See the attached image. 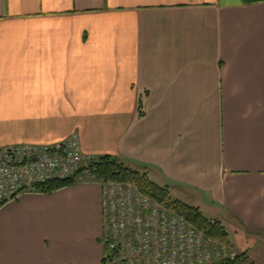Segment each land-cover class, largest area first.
Instances as JSON below:
<instances>
[{
  "label": "crops",
  "instance_id": "1",
  "mask_svg": "<svg viewBox=\"0 0 264 264\" xmlns=\"http://www.w3.org/2000/svg\"><path fill=\"white\" fill-rule=\"evenodd\" d=\"M74 135L264 264V0H0V148ZM102 237L98 183L0 208V264H104Z\"/></svg>",
  "mask_w": 264,
  "mask_h": 264
},
{
  "label": "built area",
  "instance_id": "2",
  "mask_svg": "<svg viewBox=\"0 0 264 264\" xmlns=\"http://www.w3.org/2000/svg\"><path fill=\"white\" fill-rule=\"evenodd\" d=\"M96 161L84 156L77 135L54 146L0 148V208L24 195L41 194L39 188L51 181L98 183L104 264H218L219 257L227 264H254L237 252L218 249L185 217L134 184L98 182Z\"/></svg>",
  "mask_w": 264,
  "mask_h": 264
},
{
  "label": "trees",
  "instance_id": "3",
  "mask_svg": "<svg viewBox=\"0 0 264 264\" xmlns=\"http://www.w3.org/2000/svg\"><path fill=\"white\" fill-rule=\"evenodd\" d=\"M142 108L143 103L141 102L139 107L140 117L143 116L141 112ZM93 174L99 182L112 181L134 184L146 196L161 204L167 205L185 217L190 223L203 231L208 238L222 243H229L225 228L219 221L207 219L199 208L189 206L178 200H173L166 188H162L152 182L147 174H142L126 167L117 158L111 156L99 158L93 167ZM74 185H76L75 181L70 179L55 180L41 186L39 190L41 194H52Z\"/></svg>",
  "mask_w": 264,
  "mask_h": 264
},
{
  "label": "rangeland",
  "instance_id": "4",
  "mask_svg": "<svg viewBox=\"0 0 264 264\" xmlns=\"http://www.w3.org/2000/svg\"><path fill=\"white\" fill-rule=\"evenodd\" d=\"M136 171H138V172H141V173H143V170H141V169H137ZM152 178V180H155V179H153V177H151ZM173 196H177V195H174V193H173ZM205 215H207L208 216V211H206L205 209H203V211H202ZM208 213V214H207ZM201 232H203V231H201ZM203 234H204V232H203ZM205 235V234H204ZM206 236V235H205ZM207 237V236H206ZM212 240V239H211ZM214 243H215V245H216V247L218 248V249H222V248H226V251L228 252V253H233V252H237L236 251V249H234L232 246H231V244L230 243H222V242H218V241H215V240H212ZM238 253V252H237ZM218 259H220V260H218ZM225 261L221 258V257H219V258H216V260L214 261V263H218V264H221V263H223V264H227V263H224ZM241 262V261H240Z\"/></svg>",
  "mask_w": 264,
  "mask_h": 264
}]
</instances>
